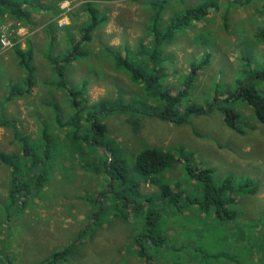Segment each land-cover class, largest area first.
<instances>
[{
  "label": "rangeland",
  "instance_id": "rangeland-1",
  "mask_svg": "<svg viewBox=\"0 0 264 264\" xmlns=\"http://www.w3.org/2000/svg\"><path fill=\"white\" fill-rule=\"evenodd\" d=\"M41 1L47 6L43 21L51 20L43 28L23 29L15 23L8 27L0 18V38L5 35L12 43L11 48L0 49V122L15 121V128L29 138L32 146L40 148L39 152L46 147L42 138L44 126L55 139L51 143L54 160L49 166V180L38 197L26 198L21 205L9 202L12 171L0 161V264H46L54 254L73 244V251L59 257L56 264H146L137 253L134 237L145 230L150 208L164 213L160 218L161 232L167 236L163 249L151 251L155 264H264V123L249 103L236 98L242 82L243 86L254 85L264 96V77L250 78L264 72V38L260 36L264 30V0H224L209 18L192 21L173 36L172 42L182 54H163L162 89L178 92L186 86L191 65L210 58L208 65L199 70L183 105L196 103L208 113L192 115L189 123L182 126L139 113L143 109L155 112L160 104L147 99L141 83L117 70L114 55L103 49L112 48L122 54L127 52L125 48L134 50L141 42L139 46L147 48L144 41L150 38L158 21L162 32L177 17L175 14L182 16V9L203 1L197 0L193 5L189 0L170 1L176 12L166 23L164 14L155 16L157 10L141 18L134 11L133 18H128L130 12L126 11L132 0H84L77 8L80 0H26L36 5ZM86 3H92L100 12L99 19L107 21L102 22L89 42L82 43L86 55L77 56L65 67V76L73 89L88 83L86 97L90 104L104 101L108 109L117 110L98 114L108 132L100 146L90 138L87 146L76 148L79 142L73 146L68 139V133L74 130L58 124L56 119L58 115L61 122H67L74 109L67 90L56 86L59 79L49 57H63L73 50L74 42L82 41L81 32L91 23ZM145 5L146 2L142 7ZM112 8L119 26L134 29L132 42L126 34L106 33ZM18 45L23 50H33L36 85L30 94H15L8 101L11 88L24 85L25 71L14 52ZM169 46L172 44L162 49ZM188 46L193 51L187 52ZM147 55H135L134 64L153 68ZM230 95L234 97L227 100ZM229 110L237 115L234 128L224 120ZM89 128L90 123L85 120L77 131L94 138L97 132H90ZM147 146L183 150L193 167L213 169V181L218 186L225 178H234L235 193L230 195L232 201L227 207L237 213L236 218L217 219L213 208L201 213L193 201L203 198V185L190 177L183 162L168 170L165 180L174 191L183 193L181 202L176 205L170 197L165 201L156 186L142 183L139 189L127 193L133 196L137 192V201L144 199L141 196L149 197L148 207L126 222L115 219L116 212L125 206L121 205L123 200L113 197V193L105 196L111 188L108 172L87 162L116 152L133 166V154ZM22 147L11 128L0 126V153H14L23 159ZM26 173L23 171L20 177ZM243 179L254 181L258 186L256 194L246 192ZM99 195L102 200L96 201ZM95 214L102 220L98 224Z\"/></svg>",
  "mask_w": 264,
  "mask_h": 264
},
{
  "label": "trees",
  "instance_id": "trees-1",
  "mask_svg": "<svg viewBox=\"0 0 264 264\" xmlns=\"http://www.w3.org/2000/svg\"><path fill=\"white\" fill-rule=\"evenodd\" d=\"M167 1L168 0L152 3L154 12L157 10L155 14L156 17L162 14L163 7L169 3ZM25 5H31V3L23 0L21 2L18 0H0V11L4 8L15 20L25 21V23H27V21L30 20V13L29 10L25 9ZM85 5L86 10L91 17V23L88 27L82 30V41L74 42L73 50L63 57H49L59 79L56 82V86L67 90L74 109L72 117L69 118L67 122H61L58 115L56 119L58 124L71 127L74 130L72 133H68V139L73 146L79 142V145L76 146V148H81L82 145L87 146L91 140L90 138L94 140L95 145L100 146V140H103L108 132L106 130V124L99 120L98 114L101 112H114L117 110L116 107L108 109L107 103L104 101L90 104L86 97L88 83L84 82L80 89H73L69 86L65 76V67L71 65L76 60L77 56L79 58L86 55L82 51V43L89 42L92 38V34L98 29L102 22L106 21V19H99L100 12L92 5V3H86ZM218 6L219 4L214 0H205L197 6L186 9L184 12L185 15L181 17L176 15L177 17L168 24L170 26L163 28L162 32L158 28L160 22L158 21L157 25L152 28L150 43L147 48L143 46H138L135 50L126 48L127 52L125 56L118 51L114 50V52H116L114 53L113 49L110 50L112 56L114 55L115 68L126 73L135 83L140 82L147 99H152L160 104L155 112L143 109L139 111V113L148 117H156L176 126H182L189 123L192 115H204L208 113L206 109L196 103L188 102L185 104V107H183V105L184 101L189 98L190 90L198 79L199 70H202L208 65L210 58L206 57L199 63H193L186 79V86L178 92H173L161 88L164 75V68H162L164 51L162 48L164 45L172 43V38L178 30L188 26L192 21H200L204 19V17H207V15L210 14L213 9L218 8ZM164 30L166 31L164 32ZM260 36L264 38V30L260 32ZM14 52L18 58L19 66L25 71V77L23 86L15 85L11 88L9 96L7 97L8 101L15 94H30L36 85V73L35 68L32 65L34 60L33 50H23L18 45L15 47ZM147 54L150 55V60L154 63L153 68L143 69L139 67L138 64H134L135 55L143 56ZM254 77H257V79L264 77V72H258L250 78L253 79ZM242 83L237 92L236 98H243L249 103L260 122L264 123V96L254 87V85L247 84L243 86ZM232 97H234V95H230L227 100ZM215 100H217V98ZM212 107L213 105L211 104L209 106L210 112H212ZM85 113H87L86 116L84 115ZM236 117V113L229 110L225 115L224 120L230 127L234 128L236 127ZM85 120H87L88 124L90 123V132L93 130L97 132L94 133V138L89 134L80 135L78 132L80 126ZM0 126L11 128L15 132L16 138L22 142L23 147L21 156L23 159H20V157L14 153H0V161L12 171V186L9 190V202L14 205H21L26 198L38 197L40 192L44 189V184L49 180V166H53L52 161L54 160L51 143L54 142L55 139L50 133L49 128L44 126L42 130V138L44 143L46 142V147H44L42 152H39L40 148L32 146L29 138L22 136L17 128H15V121L2 120ZM81 155L86 157L88 154L81 152ZM132 157H134V159H132V161L134 160L133 166L126 163L125 160L116 154V152H107L106 156L101 159L98 156H95V159H98V161L93 160L87 162L89 166H98V169L104 167L108 172V176L111 179L109 184L111 188L106 191L105 196L113 193V197L123 200L121 201V205L125 206L121 208L123 210L119 209V211L116 212V215H114L115 219L119 218L126 222L131 215V217H135L140 210L142 212L146 206L148 207V203L150 202L149 197L145 198L141 196V198L144 199L137 201V192H133V196L132 194L127 193L130 189L131 191H133V189H139L142 186V183L156 186L162 199L165 201H167V197H170L176 205L181 202L183 193H181L180 190L174 191L172 186L165 180L167 177V171L175 168L178 164L183 162H185L187 166L190 177L200 181L203 185V198L201 200L198 199L193 201L197 203L201 213H207L213 208L215 218L217 219L225 221L236 218L237 213L227 207V204L232 201L230 195L235 193L234 178L231 176L225 178L221 185H216L213 181V169L207 167H193V165L190 164L189 156L184 154L183 150L179 151L178 149L164 150L158 147L147 146L137 155L134 156L133 154ZM22 161L25 162L23 163ZM23 171H27V173L24 178H21L20 173ZM141 178L143 181L140 180ZM243 180L246 182L243 187L248 188L246 192L252 195L256 194L258 186L254 181L251 179ZM117 188H120V190ZM186 199L190 201L188 198ZM97 200H102V197L99 195V198L96 199V201ZM116 207L118 208L117 204ZM147 211H150L147 217V229L145 228L143 232L138 233L134 237V246L137 248L139 257L142 258L146 264H155L156 261L153 259L151 251L163 249L167 241V236L161 232L162 220L160 218L164 216V213L162 210H153L152 208ZM95 217L96 220H98L99 217H97L96 214ZM101 221L102 220L99 219L95 224H98ZM77 243L78 241H76V245ZM74 245L75 244L69 246L65 251L54 254L51 259L46 261V264H56L59 257L64 258L73 251L75 247Z\"/></svg>",
  "mask_w": 264,
  "mask_h": 264
},
{
  "label": "crops",
  "instance_id": "crops-1",
  "mask_svg": "<svg viewBox=\"0 0 264 264\" xmlns=\"http://www.w3.org/2000/svg\"><path fill=\"white\" fill-rule=\"evenodd\" d=\"M23 1H26V0H23ZM66 1H69V0H63V2H66ZM84 0H80L77 2L76 4V8L80 6V4L83 2ZM102 1V0H100ZM116 1V0H115ZM138 2H136L135 0H132L131 2V5L128 7L127 11L126 12H130V14H128V18L132 19L133 18V15H132V12L134 11H138L139 12V16L141 18V16L145 15L147 12H149L148 14L149 15H153L154 13V8L152 7V3L153 2H156L154 0H137ZM148 1V2H147ZM173 0H168L167 2V5L163 7V12L162 14H164L163 16V20L166 21L168 20V18L173 15L174 13L173 12H176V10L172 7L171 5V2ZM186 1V0H185ZM197 0H189L190 4H195ZM201 1H205V0H201ZM216 1L218 4H221L223 5L224 3V0H214ZM228 1V0H226ZM233 1H236L238 2L237 0H233ZM107 4H109V2L105 1ZM117 2V1H116ZM146 2V8H143L142 6L145 4ZM157 2H164V0H158ZM30 3V2H29ZM96 5V4H95ZM114 5V4H113ZM25 9L29 10V13H30V20L27 21V23H25V21H20V20H15L14 18H12L9 13L7 12V10L5 9L4 11L1 10L0 11V18L2 19H5V24L6 26L10 27L12 26L14 23L19 25V27L23 28V29H26V28H31V27H37V28H43L44 26H47L50 24L51 20H48V21H43V18H44V15L46 14V11H47V6L45 4V1H41L40 4L36 5L34 3H31V5H25L24 6ZM194 7V6H192ZM31 8V9H30ZM60 10L62 11L61 9V5L59 6ZM191 8V7H189ZM188 9V8H187ZM3 11V13H1ZM183 13L186 11V9H182ZM213 11V10H212ZM62 14V12L59 13L58 16H60ZM116 11L114 10V8H112V15H111V21L110 23L108 24V29L106 31V33L108 35H113V33L115 35H119L121 33L123 34H126L128 35L129 37H131L132 39L130 40L132 42L133 40V33H134V29L132 28H127V29H124L123 26H119L117 24V19H116ZM177 15V14H175ZM184 14H182L183 16ZM212 15V12L210 14L207 15V17H204V19H207L209 18L210 16ZM57 16V17H58ZM181 17V15L179 16ZM247 18V17H246ZM51 19V18H50ZM107 21V20H106ZM105 21V22H106ZM198 21H195L194 23H197ZM71 24H72V21H71ZM3 25V26H4ZM202 25V24H201ZM5 26V27H6ZM166 28V27H164ZM118 39V38H117ZM116 39V40H117ZM112 41H115L114 39ZM150 43V38L146 39L144 41V44L145 45H149ZM172 46H169V47H166L163 49L164 53L166 54H171V53H175L177 52V54H182L181 50L180 49H177V46L175 45V42H172L171 43ZM23 46H26V45H23ZM139 46V45H138ZM137 46V47H138ZM189 48L186 50L187 52H190V51H193V47L192 46H188ZM112 48H104L103 50H105V52L107 53V51L110 52ZM126 49V48H125ZM137 49V48H136ZM114 50V49H113ZM135 50V49H134ZM123 54H126L125 52H123Z\"/></svg>",
  "mask_w": 264,
  "mask_h": 264
},
{
  "label": "built area",
  "instance_id": "built-area-1",
  "mask_svg": "<svg viewBox=\"0 0 264 264\" xmlns=\"http://www.w3.org/2000/svg\"><path fill=\"white\" fill-rule=\"evenodd\" d=\"M63 24L61 23L60 26H62ZM12 47V43L10 42V40L5 36L2 35L0 38V49L1 50H6Z\"/></svg>",
  "mask_w": 264,
  "mask_h": 264
},
{
  "label": "clouds",
  "instance_id": "clouds-1",
  "mask_svg": "<svg viewBox=\"0 0 264 264\" xmlns=\"http://www.w3.org/2000/svg\"><path fill=\"white\" fill-rule=\"evenodd\" d=\"M142 43V42H141ZM147 46H149V45H147ZM123 54V53H122ZM123 56H125V54H123ZM116 67V66H115Z\"/></svg>",
  "mask_w": 264,
  "mask_h": 264
}]
</instances>
